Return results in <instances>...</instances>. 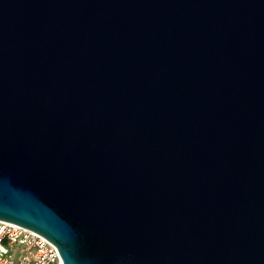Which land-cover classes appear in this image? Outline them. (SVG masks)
I'll list each match as a JSON object with an SVG mask.
<instances>
[{
    "label": "water",
    "instance_id": "95a60500",
    "mask_svg": "<svg viewBox=\"0 0 264 264\" xmlns=\"http://www.w3.org/2000/svg\"><path fill=\"white\" fill-rule=\"evenodd\" d=\"M0 220L62 264H264V0H0Z\"/></svg>",
    "mask_w": 264,
    "mask_h": 264
},
{
    "label": "built area",
    "instance_id": "2783aa9c",
    "mask_svg": "<svg viewBox=\"0 0 264 264\" xmlns=\"http://www.w3.org/2000/svg\"><path fill=\"white\" fill-rule=\"evenodd\" d=\"M0 264H62L57 247L41 235L0 220Z\"/></svg>",
    "mask_w": 264,
    "mask_h": 264
}]
</instances>
